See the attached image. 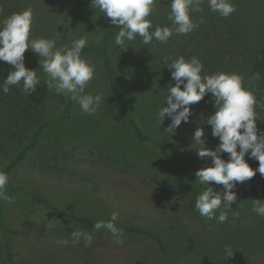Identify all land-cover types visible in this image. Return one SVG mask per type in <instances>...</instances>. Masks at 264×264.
Here are the masks:
<instances>
[{"label": "rangeland", "instance_id": "obj_1", "mask_svg": "<svg viewBox=\"0 0 264 264\" xmlns=\"http://www.w3.org/2000/svg\"><path fill=\"white\" fill-rule=\"evenodd\" d=\"M87 1L94 10L77 0H20L15 12L0 15V45L72 49L97 40L106 20L129 11L136 0ZM226 17L244 43L235 65L246 68L264 43V0H153L147 16L128 22L109 46L117 83L136 120L220 191L210 220L200 217L196 186L162 161L155 145L136 143L114 105L101 57L86 56L63 87L75 103L72 118L48 123L8 178L74 214L147 228L165 241L169 253L152 239L107 224L87 240L78 223L15 199L6 210L5 235L0 233V264H11L6 243L23 264H264V151L229 123L210 118L202 130L183 120L170 135L158 128L159 106L178 108L183 98L189 83L183 70L209 66L204 57L185 58L174 44L191 42L192 23L218 28ZM154 55L173 78L163 83L162 93L160 87L152 93L141 87ZM63 62L53 54L0 57L12 79H34L44 88ZM173 82L178 88L167 101L163 91ZM35 97L37 102L27 99L37 105L26 108L39 118L31 124L11 106L0 105V169L26 144L31 130L60 107L44 92ZM239 187V193L230 189Z\"/></svg>", "mask_w": 264, "mask_h": 264}, {"label": "trees", "instance_id": "obj_2", "mask_svg": "<svg viewBox=\"0 0 264 264\" xmlns=\"http://www.w3.org/2000/svg\"><path fill=\"white\" fill-rule=\"evenodd\" d=\"M19 1L0 0V15L15 12ZM77 1L81 5L94 10V7L87 0ZM152 1L136 0L129 11L114 19L106 20L107 27L97 40L89 41L72 49L57 50L41 47L25 51L0 45V57L2 58L18 59L39 54H53L64 57L61 69L57 75L49 80L45 88L39 86L34 79H12L7 68H2L0 65V105L11 106L16 111L17 117L21 118L22 121L28 124L39 121V118L30 111L27 112L26 108L34 105V108L37 109V105L33 102H37L35 96L41 92H44L49 99L60 105L51 118L42 120L31 130L26 144L0 169V233L2 235H5L6 232L4 218L7 207L13 200L22 199L32 205L46 207L60 219H70L78 223L84 238L87 240L94 237L95 231L100 225L107 224L130 234L154 240L161 251L168 255L169 248L165 241L147 228L114 221H103L85 214H74L61 208L47 196L21 184L14 183L8 178L11 171L28 158L29 153L37 145L48 123L66 121L72 118L75 103L70 96L63 92V87L72 82V68L80 58L96 55L102 59L114 105L123 113L136 143L155 145L160 159L174 166L186 180L196 186L199 193L201 219L208 221L213 216L214 203L221 196L220 191L202 179L188 162L170 151L162 140L156 139L147 133L133 116L126 95L116 80V71L112 65L109 47L110 43L128 22L146 17L151 9ZM221 25L223 26L211 28L204 24L192 23L190 26L191 42L186 47L182 44H174L175 48L177 47L175 50L184 54L182 56L185 58L188 56H201L205 58L209 66H203L202 68L187 66L183 70V72L187 71L188 86L182 92L183 98L178 101V108L176 106L171 107L168 104L159 106L161 109V117L158 123L159 131L165 135L173 134L182 120L183 122L187 121L191 129L202 130L203 121L210 118L213 121L229 123L236 132L255 141L264 151V43L255 51L251 63L246 68L236 66L235 61H238L242 55L244 43L235 31L234 24L228 21V17L223 20ZM175 50L173 51L177 55ZM146 67L147 77L141 85L143 91L152 93L151 89L160 87L162 93V88L165 86H163V83L173 79L170 76V69L164 65L159 55H154L150 65ZM172 73H174V70H172ZM38 87H40V90ZM177 88L173 82L167 92L163 91L167 101L171 98L170 93ZM28 98H31L33 102L27 100ZM39 112L41 111L39 110ZM179 140L180 138L177 136L175 142L179 143ZM230 189L234 193L236 191L239 193L241 188L239 187V190L238 188L237 190L236 188ZM6 250L7 259L11 264H23L15 261V256L8 243H6Z\"/></svg>", "mask_w": 264, "mask_h": 264}]
</instances>
